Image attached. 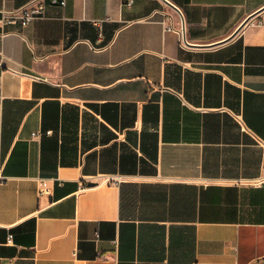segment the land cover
<instances>
[{
    "label": "crops",
    "instance_id": "0c3cea01",
    "mask_svg": "<svg viewBox=\"0 0 264 264\" xmlns=\"http://www.w3.org/2000/svg\"><path fill=\"white\" fill-rule=\"evenodd\" d=\"M30 1L0 0V264H259L264 0L1 22Z\"/></svg>",
    "mask_w": 264,
    "mask_h": 264
},
{
    "label": "built area",
    "instance_id": "2783aa9c",
    "mask_svg": "<svg viewBox=\"0 0 264 264\" xmlns=\"http://www.w3.org/2000/svg\"><path fill=\"white\" fill-rule=\"evenodd\" d=\"M47 2H48L47 0H31L27 4L13 10L2 9L1 22L3 24L20 23L23 25H27L31 23L33 20L43 18ZM51 3L64 6L66 4V0H51ZM158 13L162 14V17L159 21L161 22V24H163L166 30L178 32L181 36V44L183 46H187L186 45L187 43L184 39V35L182 36V32H183L182 27L176 25L173 22L171 15L162 12L161 10H156L153 13L152 17H155L156 15H158ZM95 23L99 24L98 21H96ZM2 34L5 35L6 32H2ZM34 135L37 136L38 134L35 133ZM121 179H122L121 176H116L113 178H109L108 180H110L112 183H119ZM263 181H264V168H263V173L258 178H255L250 182L252 184H261ZM259 264H264V259Z\"/></svg>",
    "mask_w": 264,
    "mask_h": 264
},
{
    "label": "water",
    "instance_id": "95a60500",
    "mask_svg": "<svg viewBox=\"0 0 264 264\" xmlns=\"http://www.w3.org/2000/svg\"><path fill=\"white\" fill-rule=\"evenodd\" d=\"M167 4H169L171 7H173L175 10H177L181 16L183 17L182 11L176 6L174 5L172 2L165 0ZM260 11V10H259ZM257 12L251 14L250 16H248L243 22L242 24L237 28V30L234 32L233 35L237 34L243 27L244 25H246V23L256 14ZM183 31H184V22H183Z\"/></svg>",
    "mask_w": 264,
    "mask_h": 264
}]
</instances>
